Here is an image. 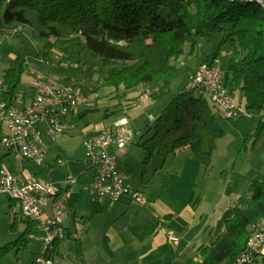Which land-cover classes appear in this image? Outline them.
I'll return each instance as SVG.
<instances>
[{
    "label": "trees",
    "instance_id": "1",
    "mask_svg": "<svg viewBox=\"0 0 264 264\" xmlns=\"http://www.w3.org/2000/svg\"><path fill=\"white\" fill-rule=\"evenodd\" d=\"M14 25L30 27L45 58L47 53L61 57L54 68L64 81L75 85L77 81H97L116 91L123 87V94L117 97L143 86V93L155 100L171 94L172 82L181 70L175 60L185 54V44L193 52L202 38L219 34L218 46L201 63H214L220 46L232 45L230 92L234 95L235 89L241 90L246 108L264 117V10L252 1L0 0V36ZM73 51L88 52L99 63L80 58L72 62ZM5 61L0 55V66ZM6 63L0 94L13 103L20 99L17 88L27 60L24 54L14 53ZM126 99L130 108L139 96ZM213 106L206 96L185 85L160 112L152 136L139 143L147 150L144 162L149 164L156 154L167 159L190 149L208 172L217 140L225 135ZM97 110L89 105L72 120L77 122ZM111 114L106 110L104 116ZM263 215L264 181L254 180L248 205L234 206L221 234L212 243L197 246L195 255L184 264H233L245 247L250 226ZM20 220L27 224L26 229L0 246V264L29 242L35 220L24 216Z\"/></svg>",
    "mask_w": 264,
    "mask_h": 264
},
{
    "label": "crops",
    "instance_id": "2",
    "mask_svg": "<svg viewBox=\"0 0 264 264\" xmlns=\"http://www.w3.org/2000/svg\"><path fill=\"white\" fill-rule=\"evenodd\" d=\"M201 61L194 68L189 67L187 79L190 73L201 64ZM187 65L185 58L180 68ZM222 76L225 84L230 88L232 72L228 70L225 75L222 72ZM30 98L31 95L29 97L25 95L23 100L27 102ZM149 114H152L151 111ZM80 121L72 120L73 125L63 135V138L72 136L73 129ZM94 127L83 126L80 130L84 152V135L85 133L95 134L97 131ZM4 132L5 129L1 127L0 139ZM52 142L55 141L50 140L44 132L45 160L41 165H35L29 160L17 159L6 147L3 151L0 148V164L14 171L22 168L28 169L38 177L52 181L61 190L60 195L67 207L64 219L66 237L56 245L54 253L56 264H178L180 258L189 251L190 253L196 252V247L200 244L212 243L223 231L225 220L232 215V208L234 206L244 208L250 200L254 180L247 183L245 190H242L235 181L229 180L222 190L221 197L231 200V203L233 201V204L229 202L227 205L226 203L227 206L221 209V203L216 202L213 213L215 214L217 209L218 213L219 211L221 213L211 227L208 221L204 220V212L201 209L204 197L196 196L199 182H201V190L205 185L200 178L202 165H199L192 151L189 149L190 155L187 149H183L171 157L172 159L163 158L159 166L155 163L152 171L149 170L151 160L143 170L141 178L135 181L132 174L120 166L128 159L129 143L126 149H120L116 144H111L109 151L114 155L118 169L129 175L126 182L145 197L146 203L136 202L131 193L125 194L122 200L116 203L101 202L91 192L95 169L85 160L86 155L83 159L70 158L67 144L52 146ZM0 145H2L1 142ZM58 159H63V161L59 162ZM169 174L174 175L175 178H169ZM69 176L74 177L75 181L71 182ZM3 195L9 197L11 211L13 206L19 209L18 202L13 201L8 194L0 192L2 205H8V199ZM51 213L52 206L49 205L46 208V214ZM13 215L15 217L12 221L14 222L12 228H16L17 217L19 216L20 219L22 215L19 212ZM76 222L80 225L79 229L75 226ZM23 223L25 230L27 224ZM168 228L176 233L177 242L169 241ZM35 230H42L38 228L36 221H34L33 231ZM205 238L206 242H204ZM34 247L35 257L33 256L28 264L33 263L42 248L39 244H35ZM23 248L15 252L18 253Z\"/></svg>",
    "mask_w": 264,
    "mask_h": 264
},
{
    "label": "rangeland",
    "instance_id": "3",
    "mask_svg": "<svg viewBox=\"0 0 264 264\" xmlns=\"http://www.w3.org/2000/svg\"><path fill=\"white\" fill-rule=\"evenodd\" d=\"M220 39L221 35L219 34L204 37L200 40L199 46L193 52H190L189 44H185V54L178 60H175V63L180 66L186 58L188 65L181 68L178 76L172 82L171 94L155 100L149 94L143 93L145 90L143 86L136 87L126 94L130 98L139 96L138 103L130 108H128L129 100L126 99V96H116L117 94H123V87H120L116 91L113 87L102 85V82L77 81L76 83L83 88L85 93L88 94L90 90H94L87 106L98 107L99 110L90 112L82 119L78 123V126L73 129L72 136L63 138L62 135V138L60 136L51 145L67 144L69 146L68 156L70 158L83 159L85 158V152L81 145L80 136V130L83 126L92 128L96 123L101 121L106 123L112 121L121 122L130 128L134 135L129 146L128 159L122 162L120 166L128 171L129 174H132L135 181L139 180L143 170L149 165L144 162L147 156V150L141 147L139 143L148 140L147 138L152 136L154 131L153 127L156 124V119L160 115V112L186 85L189 67L194 68L202 58L212 54L218 46ZM0 51V55L7 61L14 56V53H22L26 57L27 70L23 74L17 88L19 94L25 93L26 97L31 95V85L35 75H43L51 80L64 82L63 77L59 76L54 68L61 57L58 54L54 56L52 53H47V58H45L42 54V44L32 37L29 26L14 25L8 27L4 34L0 36ZM231 51L232 45L230 44L222 45L219 48L218 60L224 75L229 70ZM59 52L62 53L61 51ZM70 55L72 62H76L80 58L81 60L99 63V59L88 52L79 54L73 51ZM65 56L67 55L65 54ZM7 61L3 62L0 66V88L2 87L1 80L4 70L7 67ZM234 99L237 104L243 105L247 113L240 120L231 119L227 118L217 106H213V111L219 124L225 130V135L217 140L210 170L206 172V167L201 166L200 178L205 186L201 190V182H199L196 192L197 197H204L201 209L204 212V220L208 221L211 227L215 224L217 216L221 213V211L218 213V209L215 214L213 213V207L216 205V202L219 201L221 203V209L227 206L229 202L231 203V200L221 197L222 190L229 180L235 181L238 186H241L242 190H245L247 183L252 180L264 181V117H260L257 111H249L246 108L244 93L241 90L235 89ZM0 101H3L1 94ZM19 102L20 99L15 103L19 104ZM106 110L112 111V114L105 117ZM150 111L152 113L151 115L149 114ZM0 148L2 151L5 150L3 145H0ZM187 153L191 155L189 149H187ZM158 155H155L152 159L149 168L150 171L155 167V163H157V166L162 163L163 157ZM170 159L172 158L170 157ZM17 170L19 171L20 169ZM169 178L174 179L175 177L169 174ZM3 196L8 199V205L4 206L0 202V246L17 239L25 228V224L21 222L19 216L17 217L18 225L16 228H12V221H14L15 215L11 211L9 197L7 195ZM231 204H233V201ZM84 220L87 221V219ZM44 235L45 233L42 230L33 231L30 243L18 253L12 251L6 255L3 264H28L34 256L35 244H39L42 247V238ZM204 242H206V238ZM194 255V251L191 253L189 251L180 258L178 264H184ZM255 264H264V260L259 259Z\"/></svg>",
    "mask_w": 264,
    "mask_h": 264
},
{
    "label": "built area",
    "instance_id": "4",
    "mask_svg": "<svg viewBox=\"0 0 264 264\" xmlns=\"http://www.w3.org/2000/svg\"><path fill=\"white\" fill-rule=\"evenodd\" d=\"M217 64H220L218 59L212 64L201 63V74L189 75L186 88L202 91L203 95L206 94V88H213V98L218 109L227 118L241 119L247 112L241 104L238 112H229V87L224 82L222 71H217ZM213 79H221V86H213ZM32 83L37 82L35 80ZM63 92L66 93V102H58L56 88L44 89L40 84V92H31V98L27 102L22 99L23 94H19L20 104L0 101V115H4V122H0V126L5 129L1 139L12 141V153L17 159L43 164L45 154L41 153L39 146L41 132H48L49 139L56 141L63 135V127L69 126L72 111L84 110L87 100L92 96V93H85L82 87L75 84H72V90L63 88ZM41 111H52L53 123H46L41 118ZM94 128L97 132L85 133L83 139L86 161L95 169L92 194L101 202L116 203L125 194L131 193L136 202L146 203L145 197L125 181V173L118 169L117 161L109 151L111 144H116L120 149L125 148L133 139V131L118 121L100 122ZM69 180L75 181L72 176H69ZM60 191L55 183L38 177L28 169L14 171L0 164V192L8 194L19 203V209L13 206L12 212H19L22 216L35 220L38 228L45 233L42 248L32 264H56V245L66 237L64 219L67 207ZM49 205L57 208V215L46 214ZM260 223H263V230L255 231L252 249L242 251L241 264H255L259 259L264 260V222ZM75 226L80 228L78 222ZM167 237L170 242L178 240L171 228L167 229Z\"/></svg>",
    "mask_w": 264,
    "mask_h": 264
},
{
    "label": "bare ground",
    "instance_id": "5",
    "mask_svg": "<svg viewBox=\"0 0 264 264\" xmlns=\"http://www.w3.org/2000/svg\"><path fill=\"white\" fill-rule=\"evenodd\" d=\"M231 1H252L255 4L259 5L264 10V0H231ZM264 36V32H263ZM217 71H222L221 65L217 64ZM35 74V73H33ZM201 74V64L193 70L190 75H198ZM31 85V92H40V84L44 87V89H54L56 88V99L58 102H66V93L63 92L64 90H72V84L69 82H59L55 80H51L46 76L43 75H35L33 82ZM189 81V77L188 80ZM40 83V84H39ZM213 86H221V79H213ZM63 87V88H58ZM199 94H202V91H196ZM215 106V99L214 97V89L213 88H206V94H204ZM227 100H229V112H238V106L240 104H237L234 95L230 92V89L227 91ZM4 101V100H3ZM90 98L87 100V104L89 103ZM81 111H72L71 115V122L69 126L63 127V135L72 127V119L75 118ZM41 118L46 120V123H53V114L52 111H41ZM0 122H4V115H0ZM99 124V123H98ZM48 135V132H46ZM49 137V136H48ZM1 144L6 147L8 150L12 152V141L7 139H0ZM44 145V132H41V138H39V146L41 149V153L45 154V150L43 148ZM129 175L125 173V181H127ZM67 212V210H66ZM50 215H57V208H52V213ZM264 222V215L257 219L252 225L250 226V233L248 236V239L246 241L245 247L243 250H250L252 249L253 243H255V231H262L263 230V223ZM242 250V251H243ZM242 259V252L237 257L236 261L233 264H241Z\"/></svg>",
    "mask_w": 264,
    "mask_h": 264
}]
</instances>
